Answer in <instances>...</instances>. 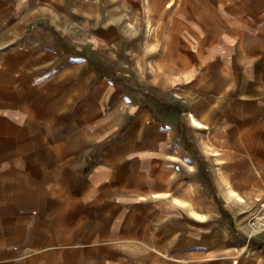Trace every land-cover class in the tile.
I'll return each mask as SVG.
<instances>
[{"label":"crops","instance_id":"crops-1","mask_svg":"<svg viewBox=\"0 0 264 264\" xmlns=\"http://www.w3.org/2000/svg\"><path fill=\"white\" fill-rule=\"evenodd\" d=\"M256 194L264 0H0V264H264Z\"/></svg>","mask_w":264,"mask_h":264},{"label":"rangeland","instance_id":"rangeland-1","mask_svg":"<svg viewBox=\"0 0 264 264\" xmlns=\"http://www.w3.org/2000/svg\"><path fill=\"white\" fill-rule=\"evenodd\" d=\"M253 37V35L251 36ZM251 37H248V39H251ZM202 163H204L205 165H210V167H212L213 169H217V166L220 165V162L218 161H203ZM202 187H204L205 193L206 195H204V192L202 193L203 196L202 198L205 200V204H202V206L199 208V214L196 212V210H194V205L190 204V202L188 201H183L180 199H175L178 203H180L181 205H183L186 208H189L191 210V212L194 214L195 218H189L186 217V226L188 228H186V230H191V231H197V232H201V233H205V232H209V231H213V226H215V222L213 216L210 217V210H209V203H213L216 204L217 206V210H219V207H221V209H223L225 207V203L226 200L224 198L223 195H221L218 191H215V187L212 185V182L210 180V178L206 175L204 176V181H203V185ZM217 192V195H216ZM260 194H256L255 196L249 198V199H245V205H241V206H237V204H234V208L235 210L240 214L239 215V222L236 225L237 228H235L236 233L239 232V234L235 235L234 234V241L235 242H247L248 236L250 237L251 235V229L248 227H250L251 225V221L254 219V217L256 216V214L258 213V211L261 208V204H262V197L263 194H261V197L259 198ZM240 197V196H238ZM259 198V199H257ZM241 199V198H240ZM261 200V201H258ZM241 201H243L241 199ZM207 203V204H206ZM213 213H211L212 215ZM218 215L220 216L221 214L218 213ZM193 217V216H192ZM219 222V221H218ZM239 225L242 227V230L245 228V231H242L241 228L239 229ZM220 231V226L218 225L217 227V231ZM244 233L242 234L241 233ZM242 235V236H241ZM248 235V236H247ZM263 237L262 240L264 241V235H261ZM237 238L239 240H237Z\"/></svg>","mask_w":264,"mask_h":264},{"label":"built area","instance_id":"built-area-1","mask_svg":"<svg viewBox=\"0 0 264 264\" xmlns=\"http://www.w3.org/2000/svg\"><path fill=\"white\" fill-rule=\"evenodd\" d=\"M251 236L264 234V202L250 225Z\"/></svg>","mask_w":264,"mask_h":264},{"label":"bare ground","instance_id":"bare-ground-1","mask_svg":"<svg viewBox=\"0 0 264 264\" xmlns=\"http://www.w3.org/2000/svg\"><path fill=\"white\" fill-rule=\"evenodd\" d=\"M151 6V5H150ZM193 121L195 122V124L196 125H200V123L196 120V119H193ZM263 193V192H262ZM261 197V194H260V196H259V198ZM259 198H257V199H259Z\"/></svg>","mask_w":264,"mask_h":264}]
</instances>
